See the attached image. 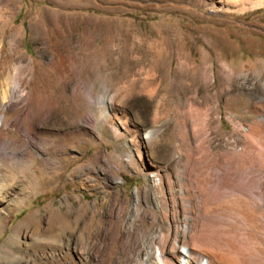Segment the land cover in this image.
I'll return each mask as SVG.
<instances>
[{"label": "rangeland", "instance_id": "rangeland-1", "mask_svg": "<svg viewBox=\"0 0 264 264\" xmlns=\"http://www.w3.org/2000/svg\"><path fill=\"white\" fill-rule=\"evenodd\" d=\"M206 1L207 6L188 0H0V200L10 183L4 178L24 171L34 178L32 193L13 212L0 201V249L13 235L20 249L17 261L0 258V264H48L52 248L33 247L32 234L50 225L49 210L97 229L81 247L74 239L63 245L50 238L61 260L56 264H146L159 249L156 239L167 224L154 191L157 178L139 171L148 168L149 144L139 160L132 134L117 140L98 121L96 101L104 95L142 84L153 88V100L133 92L124 107L132 123H141L148 103L161 98L163 129L179 112H206L218 104L223 120L214 126L222 133L214 147L241 148L243 139L233 134L229 119L247 130L262 117L255 112L264 99V0L258 8L257 0ZM161 47L167 69L151 62ZM185 58L213 64L215 83L205 88L192 79L181 66ZM222 60L233 74L219 95ZM151 110L152 117L157 109ZM146 122L140 138L151 127L150 116ZM27 133L44 141L38 146ZM17 144L25 170L12 154ZM174 145L171 163L183 160L177 139ZM32 216L34 222L18 230Z\"/></svg>", "mask_w": 264, "mask_h": 264}, {"label": "bare ground", "instance_id": "bare-ground-1", "mask_svg": "<svg viewBox=\"0 0 264 264\" xmlns=\"http://www.w3.org/2000/svg\"><path fill=\"white\" fill-rule=\"evenodd\" d=\"M188 1H196L197 5H208L206 0ZM228 1L230 2L226 0ZM262 1L257 0L254 8L260 7ZM238 10V12L244 11V9ZM162 51L164 52L163 48L158 53H154L151 62L155 66L161 63L162 67L166 68L169 58L168 55L164 57L166 53ZM207 58L206 55L205 60ZM181 66L189 68L192 79L199 80L205 88L215 83L213 64L207 61L198 63L191 58H185ZM152 72L150 71V76H153ZM217 73L221 80L217 93L222 95L228 90L229 77L231 73L233 74V70L222 60L218 65ZM133 92L144 93L153 100L155 90L142 84L138 90L125 89L120 93H111L110 96L104 95L97 99L96 104L101 109V117L98 121L101 120L117 140L128 134L133 135L131 144L136 148L139 160L142 156L141 149L146 142L150 147L148 168L142 167L143 169L139 168V171L147 172L151 176L155 175L157 178V182L153 185L154 191L160 204L158 207L163 222L167 225L165 231L157 236L156 244H159V249L150 256L146 264H264V99L260 100V106L258 105L255 112L262 117L249 123L247 130H243L242 126L229 119L233 124V134L240 136L243 141L240 149H224L214 147L216 138L222 133L220 127L214 126L216 121L221 125L223 120L218 104H214L206 112L198 111L197 108L179 112L178 119L163 129L159 123L164 117L158 112L162 104L161 98L153 106L152 102L148 103L146 112L142 113L144 120L141 123L131 122L132 119L124 104ZM6 96L5 94L4 99ZM154 106L157 110L151 117V109ZM148 116L151 127L146 129L145 135L140 138L139 134L147 123ZM17 124L14 126L17 127ZM213 135L215 137H212ZM27 136L38 146L44 141L35 134L27 133ZM54 136L51 137L52 140L56 138ZM175 139L181 144L177 150L181 152L183 160L176 159L171 163L170 157H173V150L177 148L174 145ZM221 139L227 140L224 137ZM13 150V156L19 159L17 162L20 164V169L25 170L23 166L25 162L20 156L21 145L17 144ZM127 162L134 164V157L130 155ZM24 173L21 177L18 175V178L3 176L6 182L10 181V183L2 188L6 196L0 201L8 203L9 213L17 208L16 203L21 198L25 199L32 193L34 178H30L27 171ZM49 214L50 225L42 232L34 229L32 234L33 247L50 245L52 248L51 254L46 258L48 264L61 261L54 255L56 252L54 248L57 246L53 244L55 242L49 243L50 238L63 245H70L74 239L76 245L81 247L87 244L92 233L97 231L93 228L87 230L86 226L69 222L67 214L61 215L54 210H49ZM33 222V216L29 217L19 225L18 230L29 227ZM18 230L15 234L19 233ZM18 247L16 236H11L0 249L1 260L9 263L17 261L18 257L15 253L20 252ZM66 255L64 253L63 257ZM106 262H109V259H106Z\"/></svg>", "mask_w": 264, "mask_h": 264}]
</instances>
